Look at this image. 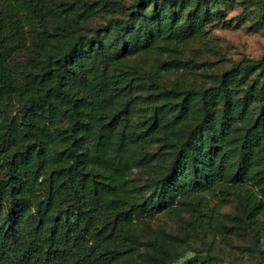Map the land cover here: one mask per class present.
<instances>
[{"label":"trees","instance_id":"16d2710c","mask_svg":"<svg viewBox=\"0 0 264 264\" xmlns=\"http://www.w3.org/2000/svg\"><path fill=\"white\" fill-rule=\"evenodd\" d=\"M100 1L118 15L88 28L93 1L0 0V264H145L133 233L157 215L224 186L264 195V56L212 86L163 91L178 101L154 108L146 130L171 134L169 155L133 187L121 60L184 44L231 0ZM246 199L253 221L263 204ZM149 245L151 264H217L189 245Z\"/></svg>","mask_w":264,"mask_h":264},{"label":"rangeland","instance_id":"374dc122","mask_svg":"<svg viewBox=\"0 0 264 264\" xmlns=\"http://www.w3.org/2000/svg\"><path fill=\"white\" fill-rule=\"evenodd\" d=\"M87 1L95 2L97 9L95 17L82 24L88 28L118 15L113 6L100 0ZM114 1L128 4L134 0ZM219 7L221 13L184 44L158 43L159 50L143 51L121 60L120 68L132 85V121L139 137L132 148L134 158L141 160L132 176L137 190H142L153 168L169 155L171 134L148 135L146 130L154 108L178 101L179 97L163 91L212 86L216 77L232 65L264 56V20L260 18L264 15V0H231ZM164 62L175 67L164 69ZM195 118L174 124L172 133L188 127ZM223 188L222 192L203 193L189 204L161 213L139 227L133 236L139 238L137 245L143 262L151 264L154 256L160 255L153 253L149 245L156 241L167 249L180 250L189 245L215 258L217 264H264L263 193L251 183L236 189ZM248 189L263 204L253 221L247 210Z\"/></svg>","mask_w":264,"mask_h":264}]
</instances>
